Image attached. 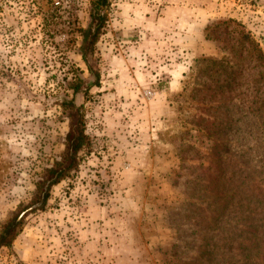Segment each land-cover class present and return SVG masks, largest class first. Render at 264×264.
<instances>
[{"label": "rangeland", "instance_id": "obj_1", "mask_svg": "<svg viewBox=\"0 0 264 264\" xmlns=\"http://www.w3.org/2000/svg\"><path fill=\"white\" fill-rule=\"evenodd\" d=\"M96 1L0 0V227L25 208L0 264H204L224 191L264 192V0H107L94 86ZM80 79L89 145L32 212Z\"/></svg>", "mask_w": 264, "mask_h": 264}, {"label": "trees", "instance_id": "obj_2", "mask_svg": "<svg viewBox=\"0 0 264 264\" xmlns=\"http://www.w3.org/2000/svg\"><path fill=\"white\" fill-rule=\"evenodd\" d=\"M107 0H97L95 10L87 29L82 31L81 57L93 77L92 85L99 84V74L88 63L87 57L95 51V46L104 26L103 6ZM92 85L84 81L68 82L67 90L72 92L69 99L64 96L60 106L63 114L69 119V130L65 136V151L61 161H56L45 169L44 175L35 185V194L30 206L32 212L43 210L49 198L50 189L65 179L78 166V154L89 145L85 133L81 106L77 105V96L88 92ZM220 163V160H219ZM226 174V173H225ZM221 172V176H223ZM229 178H226V180ZM253 181L242 178L241 188L224 191L217 206L213 205L210 218L205 227L208 234L206 241L195 248V261H206L204 264H264V192L248 190L246 183ZM264 183V177L258 180ZM245 182V183H244ZM21 208L7 219L0 227V249L10 248L22 231L25 215ZM202 219L204 216L201 217ZM224 254L225 257H221ZM205 258V259H204ZM225 260V263L218 261Z\"/></svg>", "mask_w": 264, "mask_h": 264}]
</instances>
